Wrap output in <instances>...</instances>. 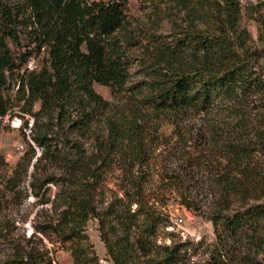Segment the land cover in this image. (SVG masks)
<instances>
[{
	"label": "trees",
	"instance_id": "obj_1",
	"mask_svg": "<svg viewBox=\"0 0 264 264\" xmlns=\"http://www.w3.org/2000/svg\"><path fill=\"white\" fill-rule=\"evenodd\" d=\"M154 1L157 15L167 0ZM201 1L213 30L175 25L162 37L126 19L127 0H0V125L18 108L20 129L30 138L10 173L0 154V212L5 203L6 209L19 203L22 175L34 159L29 194L49 212L34 232L54 235L71 264H96L85 234L92 219L113 264H186L183 244L156 242L161 220L150 203L147 170L162 122L182 145L190 132L181 122L193 117L202 122L204 144L185 160L206 176L219 200L208 216L216 240L202 264L264 263L261 51L249 48L236 1ZM261 7L264 0L248 17L264 43ZM137 47L141 78L130 83ZM34 54H41L40 64L23 69ZM14 75L10 100L4 90ZM94 85L107 88L111 101ZM32 145L40 150L36 157ZM113 168L120 172L121 197L100 208L104 174ZM159 182L192 207L182 176L161 169ZM0 236L11 249L4 264H52L35 245L14 240L7 219Z\"/></svg>",
	"mask_w": 264,
	"mask_h": 264
},
{
	"label": "rangeland",
	"instance_id": "obj_2",
	"mask_svg": "<svg viewBox=\"0 0 264 264\" xmlns=\"http://www.w3.org/2000/svg\"><path fill=\"white\" fill-rule=\"evenodd\" d=\"M107 1V0H90ZM240 9L239 26L244 28L248 35L249 48L261 51L260 63L264 68V43L257 40V23L248 17L252 7L258 5L259 0H234ZM154 0H127L126 19L133 25L144 27L147 32L166 37L170 34L172 26L190 25L197 29L211 31L214 29V21L203 15L201 0H167L163 11L156 15L153 9ZM262 8V7H261ZM264 14V9H260ZM134 57L129 63L130 83H135L141 78L138 62L142 48L133 49ZM41 54H34L28 58L22 67L30 71L29 64H40ZM16 76L9 78L5 98L12 100L17 90ZM95 91L105 100L111 101V95L107 88L94 85ZM39 108V102L35 103L33 110ZM13 117L6 116L0 125V154L8 164V173L14 168L23 156L30 143L27 133L21 131L23 120L17 117L18 108L12 111ZM11 112V113H12ZM10 113V114H11ZM31 118L24 117V120ZM31 122V120H30ZM182 125L190 132V139L186 144H177L171 136V126L163 121L159 129V141L154 147V159L148 167L150 203L157 211L161 220L158 226L156 242L161 245L183 244L186 264H202L209 255V247L215 242L212 223L208 220L209 213L217 206L219 201L217 194L210 187L206 176L199 169H193L185 159L186 153L198 154L195 150L204 144V130L202 122L198 118H185ZM36 157L40 150L32 145ZM28 165L27 173L22 175L19 184L21 190L19 203L13 206L4 204L0 212V223L8 220L11 235L14 240L22 244L35 245L41 252H45L51 259L52 264H71V256L65 246H62L50 233H35L34 227L43 224L49 217L48 204H39L29 194V181L32 172V163ZM50 169L51 168H46ZM161 169L175 175L182 176L187 182L188 191L193 200L191 208L180 203V197L175 190L164 191L159 182ZM47 172V171H46ZM48 173V172H47ZM120 172L113 168L104 174L102 195L98 198V206L101 208L114 198L121 197L119 186ZM47 196L52 198L54 187L48 185ZM162 194V195H161ZM237 204L231 205L234 209ZM134 208V207H133ZM85 234L92 250L97 258L96 264H113L108 256L104 243L100 239L98 223L92 219L86 223ZM11 249L3 237L0 236V264H4ZM257 260H261L259 255ZM264 262V261H263ZM264 264V263H263Z\"/></svg>",
	"mask_w": 264,
	"mask_h": 264
},
{
	"label": "built area",
	"instance_id": "obj_3",
	"mask_svg": "<svg viewBox=\"0 0 264 264\" xmlns=\"http://www.w3.org/2000/svg\"><path fill=\"white\" fill-rule=\"evenodd\" d=\"M28 68H29L30 70H33V69H36V66L33 65V64H29V65H28Z\"/></svg>",
	"mask_w": 264,
	"mask_h": 264
}]
</instances>
